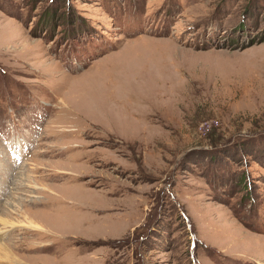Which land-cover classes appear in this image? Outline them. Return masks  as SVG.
<instances>
[{"label": "rangeland", "instance_id": "obj_1", "mask_svg": "<svg viewBox=\"0 0 264 264\" xmlns=\"http://www.w3.org/2000/svg\"><path fill=\"white\" fill-rule=\"evenodd\" d=\"M0 264H264V0H0Z\"/></svg>", "mask_w": 264, "mask_h": 264}, {"label": "bare ground", "instance_id": "obj_2", "mask_svg": "<svg viewBox=\"0 0 264 264\" xmlns=\"http://www.w3.org/2000/svg\"><path fill=\"white\" fill-rule=\"evenodd\" d=\"M182 94H183V93H182ZM180 96H181V95H180ZM69 181H71V183H72L73 180L70 179ZM71 205H72V204H71ZM72 209H73V208H72ZM55 210H56V209H55ZM41 229H44V230H47V231H48V229H47L44 225H43V227H42Z\"/></svg>", "mask_w": 264, "mask_h": 264}]
</instances>
